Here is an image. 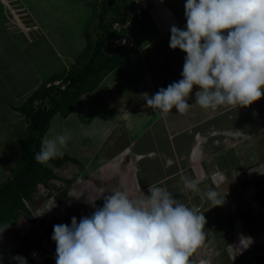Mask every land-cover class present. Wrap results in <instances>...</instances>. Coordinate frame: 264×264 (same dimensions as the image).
Instances as JSON below:
<instances>
[{
	"label": "crops",
	"instance_id": "crops-1",
	"mask_svg": "<svg viewBox=\"0 0 264 264\" xmlns=\"http://www.w3.org/2000/svg\"><path fill=\"white\" fill-rule=\"evenodd\" d=\"M185 3L156 0L147 12L151 17L133 25L134 48H121L125 61L83 95L67 117L52 118L44 139L67 133L70 139L62 151L78 162L55 168L57 178L42 192L35 191L27 212L0 233V264H16V256L27 264H55L54 225L70 226L72 217L79 223L103 206V195L115 190L137 199L156 186L166 188L190 209L205 212V241L190 254L189 264H264V173L237 170L243 158L240 147L232 150L231 158L226 153L228 134L233 138L239 128L246 131L244 122H236L238 115L251 110L240 106L202 109L193 105L199 90L195 86L188 97L193 106L183 115L175 108L161 114L146 107L142 98L182 79L186 54L170 49L169 41L172 25L186 28ZM230 160L235 168L225 175L223 169ZM213 167L220 172L215 178ZM221 174L223 179L217 177ZM185 175L196 182L198 191L184 187L181 177ZM227 176L232 186L228 195L223 189ZM208 188L220 191L221 198L234 197L237 204L226 211L225 217L232 221L222 219L223 215L216 219V233L212 211L201 197ZM31 250L40 253L41 262L30 258Z\"/></svg>",
	"mask_w": 264,
	"mask_h": 264
},
{
	"label": "clouds",
	"instance_id": "clouds-1",
	"mask_svg": "<svg viewBox=\"0 0 264 264\" xmlns=\"http://www.w3.org/2000/svg\"><path fill=\"white\" fill-rule=\"evenodd\" d=\"M184 16L186 28L172 25L169 41L170 49L186 54L182 79L151 97L144 93L145 106L161 114L175 108L183 115L193 105L216 110L248 107L260 100L264 96V0H186ZM194 86L199 90L190 105ZM69 139L67 133L43 139L34 159L47 164L63 156ZM181 180L186 189L198 191L190 177ZM141 197L132 199L127 192L115 190L103 195V206L79 223L72 217L70 226L54 225L55 264H189L190 254L205 241L204 213L190 209L164 187H150L149 195L141 192ZM201 197L214 207L224 201L213 188ZM13 259L27 264L21 256Z\"/></svg>",
	"mask_w": 264,
	"mask_h": 264
},
{
	"label": "rangeland",
	"instance_id": "rangeland-1",
	"mask_svg": "<svg viewBox=\"0 0 264 264\" xmlns=\"http://www.w3.org/2000/svg\"><path fill=\"white\" fill-rule=\"evenodd\" d=\"M99 4L100 0H0V183L9 177L20 160V146L26 141L27 122L13 107L19 106L49 77L74 65L77 68L82 66L87 58L78 57L87 48L85 34H88L90 43L99 36L96 29ZM131 42L128 46L134 48ZM260 100L246 107L251 112L245 109L237 117L238 124L244 122L246 131L238 130L244 136L237 139L238 135L232 138L228 134V157L237 147L243 152L240 153L243 158L236 166L238 171L264 173V96ZM253 128L256 129L255 134L249 133ZM231 164L230 160L228 166H224L223 174L233 172L235 167ZM215 168L212 169L214 178L216 173H220ZM217 177L223 179L222 174ZM229 179L227 176L223 185L227 195L232 190ZM50 182H38L35 191L40 192L44 189L40 186H48ZM217 188L220 189V186ZM234 200L229 196L216 207L207 200V206L214 216L215 233L219 230L216 219L222 218V215L224 220L232 219L225 215L229 213L226 211L237 205ZM25 206L30 207L28 201ZM221 207L225 208L222 212L219 210Z\"/></svg>",
	"mask_w": 264,
	"mask_h": 264
},
{
	"label": "trees",
	"instance_id": "trees-1",
	"mask_svg": "<svg viewBox=\"0 0 264 264\" xmlns=\"http://www.w3.org/2000/svg\"><path fill=\"white\" fill-rule=\"evenodd\" d=\"M131 0H100L96 29L99 36L90 43L86 33L87 48L79 58H87L81 67L76 65L49 77L44 83L13 110L21 114L27 122L26 141L20 146V160L9 177L0 183V233L6 231L17 220L20 213H26L25 201H30L35 185L47 184L56 179L53 172L66 162L78 161L67 154L41 164L34 159L40 151L42 140L48 131L52 118L56 115L67 117L79 104L80 98L92 92L112 70L125 61L121 48H107L117 35L110 31L115 21L125 23L123 10L130 6ZM136 20L143 23L150 13ZM87 32V31H86ZM89 52V54H87ZM61 80L64 88L53 83Z\"/></svg>",
	"mask_w": 264,
	"mask_h": 264
},
{
	"label": "built area",
	"instance_id": "built-area-1",
	"mask_svg": "<svg viewBox=\"0 0 264 264\" xmlns=\"http://www.w3.org/2000/svg\"><path fill=\"white\" fill-rule=\"evenodd\" d=\"M156 3V0H131L130 6H127L123 13L126 17L125 23H121L119 21H115L111 25L110 31L117 36L111 40L107 46V48H122L127 46L128 44H132L131 39V28L132 24L136 20H140L144 17L146 11L148 12L149 9ZM227 34L226 32L224 33ZM58 84V82H56ZM61 89L64 86H60ZM42 189L41 191H43ZM40 253L37 250H31L29 256L35 262H41L42 258H40Z\"/></svg>",
	"mask_w": 264,
	"mask_h": 264
}]
</instances>
